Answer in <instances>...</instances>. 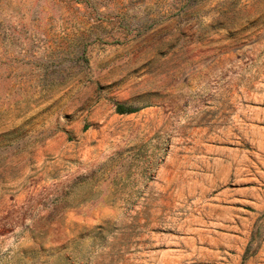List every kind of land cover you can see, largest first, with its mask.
Listing matches in <instances>:
<instances>
[{
    "label": "rangeland",
    "instance_id": "1",
    "mask_svg": "<svg viewBox=\"0 0 264 264\" xmlns=\"http://www.w3.org/2000/svg\"><path fill=\"white\" fill-rule=\"evenodd\" d=\"M0 264H264V0H0Z\"/></svg>",
    "mask_w": 264,
    "mask_h": 264
},
{
    "label": "trees",
    "instance_id": "2",
    "mask_svg": "<svg viewBox=\"0 0 264 264\" xmlns=\"http://www.w3.org/2000/svg\"><path fill=\"white\" fill-rule=\"evenodd\" d=\"M118 112H120V113H131V112H134L133 110H124V109H122L123 107L121 106V105H119L118 107Z\"/></svg>",
    "mask_w": 264,
    "mask_h": 264
}]
</instances>
